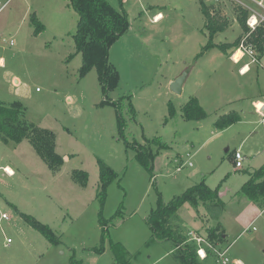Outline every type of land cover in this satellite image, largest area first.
Instances as JSON below:
<instances>
[{
    "label": "rangeland",
    "instance_id": "rangeland-1",
    "mask_svg": "<svg viewBox=\"0 0 264 264\" xmlns=\"http://www.w3.org/2000/svg\"><path fill=\"white\" fill-rule=\"evenodd\" d=\"M0 1V102L19 101L25 121L50 130L54 150L63 158L53 170L29 140L4 143L0 138V214L8 215L0 218V264H115V258L116 264H182L177 256L187 254L186 245L196 247L194 235L220 252L225 249V264L233 259L264 264V215L237 194L247 172L264 158V121L252 104L264 94V54L259 61L244 60L250 67L244 75L238 71L243 62L197 56L207 42L200 1L217 22L227 23L214 37L219 43L243 35L237 21L242 9L248 12L247 24L253 11L264 20L262 8L252 0H122L129 28L109 48L118 82L104 94L94 67L79 74L82 58L72 37L77 14L66 0ZM108 2L120 9L118 0ZM57 9L61 23L55 27L51 19ZM157 12L162 17L153 21ZM32 14L45 25L38 34L30 25ZM182 74L183 90L176 94L170 83ZM188 95L201 98L204 119L182 117ZM105 97H129L136 114L129 119L121 106L126 136L152 150L150 171L119 137L116 108L103 103ZM168 103L175 114L165 121ZM230 111L241 120L215 128L214 121ZM153 137L167 147L147 141ZM235 149L244 155L240 168L234 165ZM98 159L118 174L106 187L103 204L97 196ZM78 171L87 174L84 185ZM202 179L209 188L218 187L217 198L200 201L197 210L188 203L178 209L172 223L185 240L177 249L172 241L156 244L146 217L158 196L167 203ZM20 213L50 227L58 242H49ZM210 230L214 238L208 237ZM113 243L125 249L124 257H116ZM216 258L211 250L207 259L197 255L196 260L222 264Z\"/></svg>",
    "mask_w": 264,
    "mask_h": 264
},
{
    "label": "trees",
    "instance_id": "trees-1",
    "mask_svg": "<svg viewBox=\"0 0 264 264\" xmlns=\"http://www.w3.org/2000/svg\"><path fill=\"white\" fill-rule=\"evenodd\" d=\"M66 1L77 14L76 27L72 37L75 53H81L82 58L79 74L80 76H84L94 67L97 71L102 91L106 94L107 91L114 89L118 82V73L108 61L109 48L129 28L127 14L122 8V0H118L120 9L114 8L108 0ZM200 5L202 14L205 17L203 27L207 31V42L197 56L201 55L205 50L213 48H216L227 57L231 56L243 39L246 43H250L254 47L258 57L264 54V21H261L255 29L251 30L246 24L248 12L242 9L237 16V21L241 28L242 36L244 37L242 38L240 35L232 42L215 43L214 37L219 32L225 31L227 23L225 21L217 22L218 19L216 18V20L210 15L202 1H200ZM30 22L34 26V34H38L43 30V24L33 14L30 17ZM126 99L128 100L125 105L124 101ZM102 102L113 105L116 108V123L119 137L127 147L135 151L137 161L150 171L153 158L152 150L148 146L137 142L135 139L130 143L126 136L127 124L122 114L121 106L124 105L126 107V113L129 119H132L136 114L129 97H121L118 100H110L105 97ZM181 111L182 117L186 120H202L206 117L205 110L195 96L188 98L183 104ZM174 114L175 109L172 104L168 103V115L165 121ZM239 120L240 116L236 112H229L219 116L213 125L218 130H223ZM0 138L4 143H19L23 139L29 140L37 153L53 170H56L54 168H57L63 162L62 156L54 150L53 133L50 130L39 128L26 122L25 110L19 101L10 103L0 102ZM147 141L161 149L167 147V144L162 141L161 137H153L147 139ZM97 162L99 167V188L97 196L101 204H103L105 201L106 187L118 177V174L103 163L102 160L98 159ZM76 174L79 183L84 185L87 179L86 172L78 171ZM217 192L218 187L211 189L202 179L199 183L188 187L167 203L159 195L155 209L146 217V224L151 230L153 239L157 241H172L179 247L185 239L172 223V221L178 220L179 218L177 214L178 209L183 204L188 203L197 210L200 201L216 199L218 196ZM237 194L258 206L264 204V162L250 173L249 178L241 185ZM20 214L29 225L38 230L49 242L52 244L58 242L57 236L50 227L36 221L31 216L24 213ZM99 221L102 226L105 224L101 213H99ZM208 237H215L212 230L208 231ZM112 245L116 257L125 256V249L119 243H113ZM182 249L187 253L183 254L181 251L179 256H177L182 264H199L196 260V247L192 248L186 245ZM116 263L117 258H115Z\"/></svg>",
    "mask_w": 264,
    "mask_h": 264
},
{
    "label": "crops",
    "instance_id": "crops-1",
    "mask_svg": "<svg viewBox=\"0 0 264 264\" xmlns=\"http://www.w3.org/2000/svg\"><path fill=\"white\" fill-rule=\"evenodd\" d=\"M61 2H63V1H61ZM67 2V1H66ZM56 3L57 4H60V1H56ZM0 4H1V6H3L4 4H2L1 3V1H0ZM63 4H65V0H64V3ZM1 8V7H0ZM157 13H160L161 14V12H157ZM156 14V13H155ZM155 14H153V16L152 17H154V15ZM34 16H35V14H33ZM38 15V14H37ZM37 19H38V17L40 18V16H35ZM41 19V18H40ZM39 20V19H38ZM54 20V21H53ZM153 20V19H152ZM154 21V20H153ZM39 22H41L40 20H39ZM76 22H77V18H76ZM31 23V22H30ZM42 23V22H41ZM60 14H59V10L57 9V14H54V17H52V19H51V24L53 25V26H58V25H60ZM43 24V23H42ZM31 26H32V24H30ZM48 25H49V23H48ZM43 26H44V28H43V30L45 29V25L43 24ZM42 30V31H43ZM41 31V32H42ZM215 43H219V42H216V41H214ZM236 53L237 52H240V54H239V56L236 58V59H238V61H234L233 59H232V56H226L225 54H223L222 52H220L219 50H217L216 48H213V49H209V50H205L201 55H202V57H208V56H210V55H212V56H214V57H216V58H223V57H227L229 60H231L234 64H239V63H242L240 66H239V68H238V71H239V69L242 67V66H244V69H243V72L242 73H240L239 72V74L240 75H244V74H246V73H248V71H250V67H249V62H247V61H244L247 57H249V56H247V55H243L242 54V52L241 51H235ZM235 53V54H236ZM259 57L257 58V60L259 61ZM1 60V59H0ZM173 81V80H172ZM171 81V82H172ZM184 81H185V79H184ZM184 81H183V84H182V90H183V85H184ZM181 93H182V91H181ZM191 96H195V95H188L187 97L189 98V97H191ZM197 99H198V101H199V104L203 107V109L205 108L204 107V105H203V102H202V100H201V98L198 96V95H196L195 96ZM188 98H187V100H188ZM206 99V98H205ZM186 100V101H187ZM212 101V100H211ZM252 104H253V106H254V109H255V111L257 112V113H260V115H261V118H262V120L264 121V109H262L263 107H264V94H262L261 96H259V97H256V99L254 100V101H252ZM230 112H235V111H230ZM237 113V112H236ZM238 114V113H237ZM239 115V114H238ZM240 120H241V117H240ZM239 120V121H240ZM200 121V120H199ZM238 121V122H239ZM237 123V122H236ZM235 124V123H234ZM233 125V124H232ZM231 126V125H230ZM229 126V127H230ZM228 128V127H227ZM226 129V128H225ZM236 150V149H235ZM264 162V158H262L261 160H260V164L258 165V166H254V168L252 169V170H250V171H248L247 172V179L249 178V175H250V173H252V171L254 170V169H257L262 163ZM6 167H9V166H5L4 167V169L6 168ZM12 172H14L13 170H12ZM14 174V173H13ZM9 175H12V174H9ZM249 201V200H248ZM249 203H251L252 205H251V207L252 208H254V210H258V214H259V212H260V210H261V208H262V206H264V204L262 205V206H258V205H256V204H254L253 202H251V201H249ZM184 205V204H183ZM178 214V213H177ZM257 214V215H258ZM252 227H254V226H252ZM254 229H255V227H254ZM151 236H152V234H151ZM224 236L226 237V234L224 233ZM225 237H224V239H225ZM152 238V240H154L153 239V237H151ZM154 242L156 243V244H158L159 246H164L165 244H169V241H157V240H154ZM5 245V244H4ZM176 249L178 248L177 246L175 247ZM218 250V249H217ZM225 250V249H224ZM224 250H221V251H224ZM210 253H211V249H206V258L205 259H207L208 258V256L210 255ZM205 259H200V260H205ZM214 259V258H213ZM179 260V259H178ZM216 262H217V260H215ZM233 264H242V261L240 260V259H233V262H232Z\"/></svg>",
    "mask_w": 264,
    "mask_h": 264
},
{
    "label": "built area",
    "instance_id": "built-area-1",
    "mask_svg": "<svg viewBox=\"0 0 264 264\" xmlns=\"http://www.w3.org/2000/svg\"><path fill=\"white\" fill-rule=\"evenodd\" d=\"M258 7L262 8L264 10V0H252ZM1 7V4H0ZM254 13L251 14V16L248 18L247 20V24L248 27L253 30L255 29V27L261 22L264 21L262 20H258V15L259 13L253 11ZM255 18V20L253 21L252 19ZM237 51H241L243 55H248L249 58H251V61H256L257 57H256V51L254 49V47L250 44V43H246L245 40L243 39L240 44L239 47L237 48ZM236 52H234L232 54V59L236 62L238 61V59L234 58ZM244 69V66H242L239 69V72L242 73ZM233 156V160H234V165L236 168H240L242 166V160L244 158V155L241 153V151L239 149H236L233 151L232 153ZM9 174V173H8ZM264 215V206H262L258 216ZM0 218L2 219H8V215L6 213H1L0 214ZM252 229H254V227H252ZM191 239L194 241V243L196 244V253L198 255V257L200 259H205L206 258V249L207 247L210 248L211 250H215L216 254H217V262H221L222 264H225L228 262V258L225 256V252L224 251H218L216 248L214 249L210 243H207V241H205L202 237L194 235L191 237ZM11 240L10 238L6 239V243H9ZM206 245V246H205Z\"/></svg>",
    "mask_w": 264,
    "mask_h": 264
},
{
    "label": "water",
    "instance_id": "water-1",
    "mask_svg": "<svg viewBox=\"0 0 264 264\" xmlns=\"http://www.w3.org/2000/svg\"><path fill=\"white\" fill-rule=\"evenodd\" d=\"M185 79V74H182L178 77H176L171 83H170V89L172 92L176 94H180L182 91V84ZM264 109V107L262 108Z\"/></svg>",
    "mask_w": 264,
    "mask_h": 264
},
{
    "label": "bare ground",
    "instance_id": "bare-ground-1",
    "mask_svg": "<svg viewBox=\"0 0 264 264\" xmlns=\"http://www.w3.org/2000/svg\"><path fill=\"white\" fill-rule=\"evenodd\" d=\"M161 17H162V16H161L160 13H156V14L154 15L153 18H155L154 21H155V20L157 21V20H159ZM252 20L254 21L255 18H253ZM239 53H240V52H237V53L234 55V58H237V57L239 56ZM4 170H5L7 173H9V174H13V173H14V172H12V169H11L10 167H6Z\"/></svg>",
    "mask_w": 264,
    "mask_h": 264
}]
</instances>
